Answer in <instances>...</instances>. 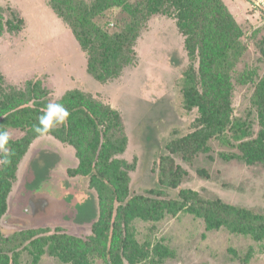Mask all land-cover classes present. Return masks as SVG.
<instances>
[{
  "label": "trees",
  "instance_id": "obj_1",
  "mask_svg": "<svg viewBox=\"0 0 264 264\" xmlns=\"http://www.w3.org/2000/svg\"><path fill=\"white\" fill-rule=\"evenodd\" d=\"M48 5L70 29L85 55L87 74L99 84L120 78L124 69L136 65L137 40L153 16L175 20L188 57L179 80L182 107L188 112L196 110L198 116L192 124L194 131L172 141L168 149L192 162L199 154L209 153L210 141L219 139L235 147V152L223 154L222 159L264 168V73L259 77L256 73L255 81L250 80L254 83L250 97L254 119L233 117L234 87L247 84L239 67L249 47L241 25L223 0H48ZM253 11L263 16L260 10ZM109 16L115 17L111 30L105 29L110 26ZM24 26V19L11 7H0V33H18ZM260 52L264 63V50ZM47 94L39 82L21 90L7 83L0 73V130L18 133L8 144L13 153L11 162L0 166V221L8 211L20 163L31 144L41 138L33 125L49 103ZM55 102L62 103L70 116L65 125L47 136L73 149L78 164L73 163L66 172L71 178L89 176L97 195L98 218L94 220L92 209L88 219L81 221L94 220L90 235L83 239L46 228L22 229L5 236L0 225V264H20L24 251L30 264H40L43 256L63 264H89L96 258L104 264H122L124 260L135 264V259H145L149 253L156 255L160 264L169 257L164 246L140 247L127 231L133 222L155 224L180 212L202 220L207 231L226 229L263 240L264 211L234 207L219 198L205 200L191 190H182L176 200L162 196L161 189L130 196V173L135 164L121 157L127 137L120 114L77 89ZM252 122L258 126L255 134ZM32 167L38 176L36 160ZM158 168L160 187L176 189L187 175L169 155L160 158ZM77 209L84 210L80 205Z\"/></svg>",
  "mask_w": 264,
  "mask_h": 264
},
{
  "label": "rangeland",
  "instance_id": "obj_2",
  "mask_svg": "<svg viewBox=\"0 0 264 264\" xmlns=\"http://www.w3.org/2000/svg\"><path fill=\"white\" fill-rule=\"evenodd\" d=\"M223 1L241 25L243 40L249 47L239 67L247 84L236 85L232 98L233 117L249 121L254 119L250 102L254 83L250 80L255 81L256 73L258 77L264 73L260 59V50H264V14L254 12L247 0ZM0 7H11L25 21L18 33L5 30L0 33V73L7 83L24 90L27 85L39 82L48 92L49 102L77 89L120 114L127 137L121 157L135 164V170L130 173V196L161 189L162 196L176 200L179 192L191 190L205 200L219 198L234 207L264 211V168L222 159L223 154L235 152V147L214 139L208 144L209 153L199 154L192 162H185L180 154L171 153L167 147L192 133V124L198 116L196 110L188 112L182 107L179 80L188 57L175 20L153 16L137 40L136 65L124 69L120 78L99 84L87 74L85 55L70 29L49 7L48 0H0ZM108 19L110 26L105 29L111 30L115 17ZM252 123L255 134L258 126ZM8 133L11 138L18 136ZM163 155H169L175 165L186 171L185 179L176 189L158 185V167ZM35 160L38 176H34L32 169ZM75 162L78 164L73 149L50 136L31 144L9 195L8 211L0 221L5 236L29 228H46L82 239L90 235L91 224L98 218L97 195L89 176H68L66 169ZM197 170H204L206 175L198 174ZM28 179L33 182L29 183ZM78 205L84 210L79 212ZM92 209L94 220L82 223ZM127 232L145 249L164 246L169 257L160 264H264V238L255 240L226 229L207 231L202 220L186 212L155 224L133 222ZM29 261L24 251L20 264H30ZM40 264L63 263L43 256ZM89 264L104 262L96 258ZM122 264L129 263L124 260ZM135 264L159 262L156 255L149 253L145 259H135Z\"/></svg>",
  "mask_w": 264,
  "mask_h": 264
},
{
  "label": "clouds",
  "instance_id": "obj_3",
  "mask_svg": "<svg viewBox=\"0 0 264 264\" xmlns=\"http://www.w3.org/2000/svg\"><path fill=\"white\" fill-rule=\"evenodd\" d=\"M70 116L67 108L59 102H49L38 116L37 123L33 125V131L39 137L50 134L57 126L65 125ZM10 135L6 130H0V166H7L13 153L8 144Z\"/></svg>",
  "mask_w": 264,
  "mask_h": 264
},
{
  "label": "built area",
  "instance_id": "obj_4",
  "mask_svg": "<svg viewBox=\"0 0 264 264\" xmlns=\"http://www.w3.org/2000/svg\"><path fill=\"white\" fill-rule=\"evenodd\" d=\"M249 6L254 10H260L264 14V0H247Z\"/></svg>",
  "mask_w": 264,
  "mask_h": 264
}]
</instances>
